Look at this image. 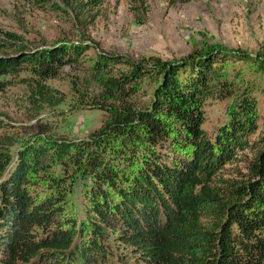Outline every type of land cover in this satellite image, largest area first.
<instances>
[{
  "label": "trees",
  "instance_id": "obj_1",
  "mask_svg": "<svg viewBox=\"0 0 264 264\" xmlns=\"http://www.w3.org/2000/svg\"><path fill=\"white\" fill-rule=\"evenodd\" d=\"M28 1L61 9L53 0ZM59 1L83 31L105 2ZM2 40L0 49L12 53L0 57V92L18 78L35 111L58 106L65 95L49 82L82 64L97 92L80 96L75 82L71 91L106 119L80 142L44 138L45 127L34 126L36 140L21 146L15 162L0 141V264H107L111 232L124 255L120 264H264V131L255 136V103L248 99L213 140L203 131L202 106L222 90L213 84L214 60L194 64L180 79L165 63L149 74L119 57L91 58L93 46L85 43L32 49L11 32ZM146 79L154 86L145 108L134 98ZM247 149L246 172L221 178ZM54 163L70 174L53 176ZM78 177L86 185L80 222L65 210ZM37 181L47 185L42 197L31 190Z\"/></svg>",
  "mask_w": 264,
  "mask_h": 264
},
{
  "label": "rangeland",
  "instance_id": "obj_2",
  "mask_svg": "<svg viewBox=\"0 0 264 264\" xmlns=\"http://www.w3.org/2000/svg\"><path fill=\"white\" fill-rule=\"evenodd\" d=\"M53 1L61 9H40L28 0H0V45L5 43V32L19 36L32 49L59 41L85 43L93 46L87 53L91 58L98 53L119 57L148 73L165 63L178 69L180 79L190 74L194 64L212 59L218 64L213 84L222 90L217 88L220 93L207 97L202 106L203 131L213 140L219 129L229 124L230 111L244 99L255 103V136L264 131V0H139L134 5L127 0H105L87 31L77 26L59 0ZM11 53L0 49V57ZM116 68L125 71L129 67L117 64ZM10 80L0 92V141L8 142L14 162L21 146L36 140L34 126L45 127L44 138L80 142L106 119L104 112L83 104L79 94L71 91L75 82L80 96L97 92L92 75L82 64L65 67L58 80L49 82L65 95V101L39 112L28 104L25 85L18 78ZM153 86L148 79L141 82L134 98L138 106L148 107ZM161 152L165 153L164 149ZM251 156L248 149L239 152L238 161L225 165L221 178L239 179L237 172H246L243 166ZM50 170L56 177L70 174L56 163ZM37 182L31 190L42 197L48 192L47 185ZM85 186L79 177L68 186L65 210L76 222L81 221L86 208ZM111 234L107 264H120L122 248Z\"/></svg>",
  "mask_w": 264,
  "mask_h": 264
}]
</instances>
